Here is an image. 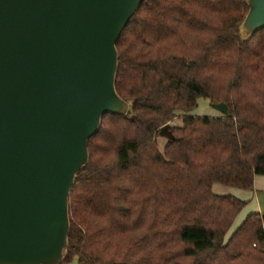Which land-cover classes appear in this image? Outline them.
Listing matches in <instances>:
<instances>
[{"label":"trees","instance_id":"obj_1","mask_svg":"<svg viewBox=\"0 0 264 264\" xmlns=\"http://www.w3.org/2000/svg\"><path fill=\"white\" fill-rule=\"evenodd\" d=\"M246 0H145L118 43L116 89L131 118L106 113L70 193L77 264H264V214L230 233L264 176V28L248 41ZM228 104L200 116L199 100ZM182 125H171L176 118ZM168 125L163 148L157 138Z\"/></svg>","mask_w":264,"mask_h":264},{"label":"water","instance_id":"obj_2","mask_svg":"<svg viewBox=\"0 0 264 264\" xmlns=\"http://www.w3.org/2000/svg\"><path fill=\"white\" fill-rule=\"evenodd\" d=\"M144 1L0 0V264L66 260L89 140L106 113L134 114L116 89L117 43ZM246 2L243 41L264 28V0Z\"/></svg>","mask_w":264,"mask_h":264},{"label":"rangeland","instance_id":"obj_3","mask_svg":"<svg viewBox=\"0 0 264 264\" xmlns=\"http://www.w3.org/2000/svg\"><path fill=\"white\" fill-rule=\"evenodd\" d=\"M230 109V108H229ZM195 115L200 116H217L223 115L222 112L214 108L210 100L200 99L198 108L194 111ZM183 121L181 117L176 118L172 121L171 125H182ZM168 140L166 135H160L157 138L159 148L163 151V148ZM213 191L216 194H228L234 195L240 199L246 200L247 204L244 209L237 216L230 233L235 230L247 217L248 214L256 212L258 210L264 213V176H259L255 180V187L253 191H246L234 187H229L221 184H216L213 186ZM62 264H77V257H74L68 262H63Z\"/></svg>","mask_w":264,"mask_h":264},{"label":"crops","instance_id":"obj_4","mask_svg":"<svg viewBox=\"0 0 264 264\" xmlns=\"http://www.w3.org/2000/svg\"><path fill=\"white\" fill-rule=\"evenodd\" d=\"M259 176H263V175H257L256 178H255V180H257V178H258ZM258 212H260L261 214H264V213H263L262 211H260V210H258Z\"/></svg>","mask_w":264,"mask_h":264}]
</instances>
